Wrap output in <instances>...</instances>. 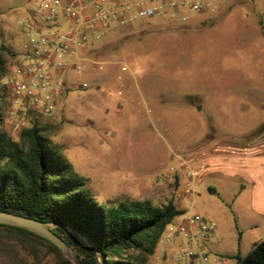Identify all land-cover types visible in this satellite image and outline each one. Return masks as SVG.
Listing matches in <instances>:
<instances>
[{
  "label": "rangeland",
  "instance_id": "374dc122",
  "mask_svg": "<svg viewBox=\"0 0 264 264\" xmlns=\"http://www.w3.org/2000/svg\"><path fill=\"white\" fill-rule=\"evenodd\" d=\"M35 1L0 0V45L17 53L16 61L29 40L21 22L33 18ZM211 4L201 12L186 8V22L133 12L127 29H106L77 58H64L58 73L66 91L51 113L37 117L101 204L173 199L185 213L216 222L200 245L234 264L231 256L264 239V213L254 205L256 182L247 173L264 175V0ZM58 22L68 28L67 18ZM9 94L0 133L18 142ZM25 112L18 115L21 130L36 117ZM169 233L147 264H189L182 250L196 245L181 235L169 241ZM0 245V264L56 260L10 231L0 230ZM69 258L77 262L71 250Z\"/></svg>",
  "mask_w": 264,
  "mask_h": 264
},
{
  "label": "trees",
  "instance_id": "16d2710c",
  "mask_svg": "<svg viewBox=\"0 0 264 264\" xmlns=\"http://www.w3.org/2000/svg\"><path fill=\"white\" fill-rule=\"evenodd\" d=\"M16 58L8 45H0V125L10 104L7 80ZM24 114L36 117L19 132L18 142L0 133V210L48 223L79 264H147L167 226L186 210L173 199L162 205L148 199L101 204L90 194L86 179L50 143L37 117L43 114L31 109ZM0 230L46 247L56 255L54 264H75L56 244L28 228L0 223ZM231 257L234 264H264V239L246 255Z\"/></svg>",
  "mask_w": 264,
  "mask_h": 264
},
{
  "label": "built area",
  "instance_id": "2783aa9c",
  "mask_svg": "<svg viewBox=\"0 0 264 264\" xmlns=\"http://www.w3.org/2000/svg\"><path fill=\"white\" fill-rule=\"evenodd\" d=\"M33 18L21 22L29 40L12 66L7 80L13 98L10 119L13 130L21 131L20 111L31 109L40 114L53 111L58 98L66 91V81L58 71L65 68L67 57H78L89 45L104 39L106 29H127L134 12L139 17L170 16L189 19L186 8L201 12L211 7V0H36ZM40 16V19H39ZM59 17L68 19V28L60 29ZM134 18V17H133ZM42 20H46L44 23ZM74 68L81 69L77 63ZM125 69V67L123 68ZM183 163V162H182ZM191 172L188 171V175ZM170 223L167 239L181 235L196 247L182 250L189 264H226V259L206 252L200 241L216 230L215 221L200 213L181 215Z\"/></svg>",
  "mask_w": 264,
  "mask_h": 264
},
{
  "label": "water",
  "instance_id": "95a60500",
  "mask_svg": "<svg viewBox=\"0 0 264 264\" xmlns=\"http://www.w3.org/2000/svg\"><path fill=\"white\" fill-rule=\"evenodd\" d=\"M0 223L28 228L52 241L62 250L66 256L70 257V248L68 247L67 243L49 228L48 223L35 218L3 210H0ZM75 264L79 263L75 262Z\"/></svg>",
  "mask_w": 264,
  "mask_h": 264
},
{
  "label": "crops",
  "instance_id": "0c3cea01",
  "mask_svg": "<svg viewBox=\"0 0 264 264\" xmlns=\"http://www.w3.org/2000/svg\"><path fill=\"white\" fill-rule=\"evenodd\" d=\"M247 173H249L251 178L255 179L256 182L253 194L254 205H256L258 211L264 213V175H262V171L258 169L249 170Z\"/></svg>",
  "mask_w": 264,
  "mask_h": 264
}]
</instances>
